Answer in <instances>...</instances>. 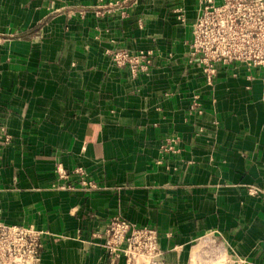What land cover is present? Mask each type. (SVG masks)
Returning <instances> with one entry per match:
<instances>
[{
  "label": "crops",
  "instance_id": "0c3cea01",
  "mask_svg": "<svg viewBox=\"0 0 264 264\" xmlns=\"http://www.w3.org/2000/svg\"><path fill=\"white\" fill-rule=\"evenodd\" d=\"M198 10L0 0V221L44 232L41 264H114L116 216L156 229L166 264H264V67L205 81L188 62ZM113 49L153 65L133 75Z\"/></svg>",
  "mask_w": 264,
  "mask_h": 264
},
{
  "label": "built area",
  "instance_id": "2783aa9c",
  "mask_svg": "<svg viewBox=\"0 0 264 264\" xmlns=\"http://www.w3.org/2000/svg\"><path fill=\"white\" fill-rule=\"evenodd\" d=\"M198 5L188 62L199 69L205 81L211 84L225 66L264 67V0H198ZM178 18L182 19V15ZM109 55L116 65L127 67L133 75L148 73L154 62L150 51L113 49ZM197 105L196 99L192 106ZM175 141L171 138L163 149H172ZM82 183L95 187L85 180ZM43 234L32 225L0 221V264H41ZM105 239L114 264L122 258L125 264H137L141 257L149 259L150 264H166L159 233L154 228L139 227L116 216L108 225ZM246 263L236 258L232 264Z\"/></svg>",
  "mask_w": 264,
  "mask_h": 264
}]
</instances>
